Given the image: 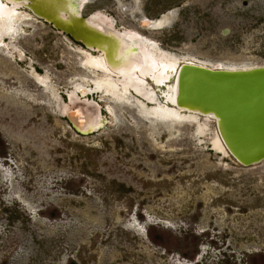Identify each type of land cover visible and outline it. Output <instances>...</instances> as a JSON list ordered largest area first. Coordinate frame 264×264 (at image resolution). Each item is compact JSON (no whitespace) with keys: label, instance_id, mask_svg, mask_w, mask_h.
Segmentation results:
<instances>
[{"label":"rangeland","instance_id":"rangeland-1","mask_svg":"<svg viewBox=\"0 0 264 264\" xmlns=\"http://www.w3.org/2000/svg\"><path fill=\"white\" fill-rule=\"evenodd\" d=\"M134 1L91 0L84 14L104 10L177 53L264 64V0H139L150 19L177 10L162 31L120 3ZM14 41L25 60L0 48V264H264V162H220L189 126L153 137L136 108L99 95L117 119L78 134L27 64L67 98L89 75L79 45L33 14Z\"/></svg>","mask_w":264,"mask_h":264},{"label":"bare ground","instance_id":"bare-ground-1","mask_svg":"<svg viewBox=\"0 0 264 264\" xmlns=\"http://www.w3.org/2000/svg\"><path fill=\"white\" fill-rule=\"evenodd\" d=\"M29 1L0 0V48H10L9 54L16 57L15 52L20 61L26 59V54L14 44V40L19 37L21 26L30 19V14L25 9ZM36 3L43 10L54 12L65 26L77 30L88 40L90 49L98 47L103 50L94 55L89 49L77 47L81 51V64L89 75L71 79L72 86L65 91L67 98L51 83L49 72L39 73L33 61L28 59L29 77L44 88L61 117L75 109V116L86 121L85 131L97 130L117 119L112 105H102L99 101L109 99L121 106L136 108L140 118L150 124L153 137L165 130L168 140H175L182 135L181 129L189 126L193 127L192 137L196 143L212 148L220 162L224 161L225 156H229L210 115L202 117L199 112L186 111L183 106L178 105V85L175 79L179 68L183 63H188L234 71L252 70L264 64L248 60L216 61L197 54L177 53L164 48L158 40L135 28L119 27L117 19L104 10L93 12L88 20L82 22L81 17H84L91 0H65L61 2L64 4L56 0H36ZM120 3L126 12L135 16L140 26L151 31L171 28L177 14L175 9L161 17L150 19L136 14L139 0H135L130 9ZM6 77L10 79L13 76L8 72ZM89 93L99 94V100L88 97ZM3 181L5 184V179Z\"/></svg>","mask_w":264,"mask_h":264},{"label":"water","instance_id":"water-1","mask_svg":"<svg viewBox=\"0 0 264 264\" xmlns=\"http://www.w3.org/2000/svg\"><path fill=\"white\" fill-rule=\"evenodd\" d=\"M56 1L61 3L65 0ZM25 9L79 46L91 50L94 55L103 52L98 47L90 49L85 37L74 28L65 26L54 12L39 7L36 0H30ZM92 15L93 13L87 16L84 14L81 21L85 22ZM229 32V29L224 30V34ZM175 82L178 85L177 100L180 107L183 106L186 111H197L202 117L210 115L212 124L217 128L229 153V156L223 158L225 162L232 160L249 167L264 162V65L252 70L229 71L183 63ZM65 95L67 97V93ZM88 95L91 97L99 94ZM74 110L63 117L78 134L90 135L103 128L85 131L86 121L75 116ZM105 112L107 113L106 109Z\"/></svg>","mask_w":264,"mask_h":264},{"label":"trees","instance_id":"trees-1","mask_svg":"<svg viewBox=\"0 0 264 264\" xmlns=\"http://www.w3.org/2000/svg\"><path fill=\"white\" fill-rule=\"evenodd\" d=\"M159 236H160V233L159 232H155V233L152 234L151 237L156 240V239H158ZM160 237H162V236H160ZM248 264H258V261H256V258H255V254L254 255H249Z\"/></svg>","mask_w":264,"mask_h":264},{"label":"flooded vegetation","instance_id":"flooded-vegetation-1","mask_svg":"<svg viewBox=\"0 0 264 264\" xmlns=\"http://www.w3.org/2000/svg\"><path fill=\"white\" fill-rule=\"evenodd\" d=\"M158 18V17H157ZM119 26V25H118Z\"/></svg>","mask_w":264,"mask_h":264}]
</instances>
